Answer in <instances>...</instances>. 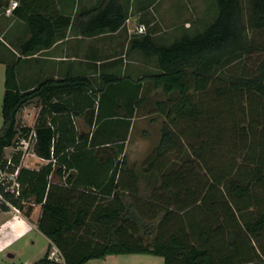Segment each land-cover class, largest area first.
<instances>
[{
  "label": "trees",
  "instance_id": "trees-1",
  "mask_svg": "<svg viewBox=\"0 0 264 264\" xmlns=\"http://www.w3.org/2000/svg\"><path fill=\"white\" fill-rule=\"evenodd\" d=\"M215 2L217 15L201 32L168 44L148 32L132 38L159 68L139 80L46 78L21 88L16 63L6 65L0 163L19 129H30L19 125L20 110L34 100L41 105L33 152L45 163L21 168L22 195L12 199L25 215L41 207L37 228L49 245L32 264L132 254L164 264H264V44L248 40L264 29V0ZM53 42L33 32L25 46ZM253 55L250 68L230 71ZM146 80L165 96L156 102L164 120L141 177L124 151ZM81 115L88 130L75 122ZM172 152L187 159L168 171L162 158Z\"/></svg>",
  "mask_w": 264,
  "mask_h": 264
},
{
  "label": "crops",
  "instance_id": "crops-1",
  "mask_svg": "<svg viewBox=\"0 0 264 264\" xmlns=\"http://www.w3.org/2000/svg\"><path fill=\"white\" fill-rule=\"evenodd\" d=\"M12 1L18 2L14 9H11ZM160 1L0 0V66L3 67V73L5 75L7 64L16 63L17 80L21 88H30L46 78L65 80L86 77L91 82L97 83L102 76L110 74L129 76L135 80L156 74L159 72L156 59L147 58L131 45L132 38L142 34L130 35L127 29H134L140 24H144L146 29L198 28L206 19V14L203 15V12L208 13L207 9L213 0H188V4L182 8L177 7L174 2L158 5ZM8 9H11L10 12ZM105 9L108 10L105 12ZM120 16L125 18L121 26L117 30H109L111 29L109 25ZM127 19H129L128 25ZM96 31L100 33L91 35ZM33 32H38V38L41 40L53 36V44L36 49L31 48V45L25 46ZM149 34L156 42L163 43L157 40L156 31ZM0 71L2 73V69ZM149 85L150 88L162 92L161 89L154 88L148 80L144 81L141 92L144 101L136 114L143 107L149 106L143 95L150 90ZM157 101L153 102L155 106ZM32 103L24 108L27 110ZM19 114L20 112L18 116ZM23 117L26 119L27 113ZM134 117L128 137L134 127ZM77 121L87 126L82 115L75 119L78 126ZM3 211L13 215L14 219L3 221L1 226H10L14 236L19 237L28 233L30 229L28 220L38 230L37 221L41 207L34 217L31 212L29 215L23 212L22 216H15L8 210L0 209V212ZM32 218L35 221H32ZM47 241L49 245V240ZM9 256L14 258L15 254L10 252ZM58 256L59 254L56 253L55 257ZM151 256L153 255H113L104 259L89 260L85 264L92 261L100 262L98 264L156 262Z\"/></svg>",
  "mask_w": 264,
  "mask_h": 264
},
{
  "label": "rangeland",
  "instance_id": "rangeland-1",
  "mask_svg": "<svg viewBox=\"0 0 264 264\" xmlns=\"http://www.w3.org/2000/svg\"><path fill=\"white\" fill-rule=\"evenodd\" d=\"M212 1V0H211ZM175 3L177 7L182 8L186 4H188V0H161L158 5H163L167 3ZM157 7V6H156ZM214 8V9H213ZM217 4L215 0L210 2L209 7L207 9L208 13L203 12V15L206 14L203 23L200 24V27L194 29H146V33L156 31L157 32V40L163 42V44H168L183 34H196L198 32L203 31L210 22L217 15ZM134 35V34H133ZM248 40L251 44H264V29L262 30H252L248 34ZM258 56L253 55L251 57L246 58L243 62H236L231 68L230 71L237 73L241 70L242 67L250 68L252 66L253 61L257 59ZM154 67L157 68L154 64ZM2 73L0 71V128L2 127V116H1V105L4 93V73L3 67ZM150 88V85H149ZM148 101L149 106H145L142 110L135 115L133 119L134 127L130 132V135L125 144V155L127 160V166L133 168L137 174L141 177L144 174L143 169L145 167L146 161L149 159L152 150L156 147L159 142L160 137V128L163 123V117L158 113L157 107L153 103L156 100L164 99V94L159 92V90H155L150 88V90L146 91L143 94ZM24 108V107H23ZM20 110L19 114V125L21 127H33L34 123L38 117L41 105L38 100H34L33 103L28 106L27 110ZM27 113L28 117L25 119L23 115ZM78 123V121H77ZM83 123V122H82ZM80 129L88 130L87 126L84 124L78 123ZM187 159L186 152L184 153H170L166 154L162 159L166 163V168L168 171L176 170L182 164L183 159ZM45 160L37 157L35 154L30 156L25 162L26 167L29 168H39V166L43 165ZM145 181L141 180L139 186L141 189H144ZM146 193V192H145ZM31 214L33 213V217L38 213L39 206H32ZM202 209L196 207L190 215L198 213V211ZM14 219L13 215L0 212V264H23L27 262H33L35 260L40 259L46 247L48 246V241L45 236L38 231L33 225L30 224L28 220L30 229L26 235L23 236H14L13 232L10 230V226L2 225L3 221L8 220L12 221ZM32 221L35 219L32 218ZM9 225V223H8ZM12 252L15 254V257L12 258L9 256V253ZM151 258L155 259L156 262L142 264H163V258L160 256H151ZM100 262L92 261L88 264H98Z\"/></svg>",
  "mask_w": 264,
  "mask_h": 264
},
{
  "label": "built area",
  "instance_id": "built-area-1",
  "mask_svg": "<svg viewBox=\"0 0 264 264\" xmlns=\"http://www.w3.org/2000/svg\"><path fill=\"white\" fill-rule=\"evenodd\" d=\"M17 5V1H12L11 9H14ZM11 9H8V12ZM126 22L128 25L129 19ZM127 30L130 35L145 34L146 26L140 24L134 29L129 28ZM36 141L37 133L33 127H30L29 130L19 129L13 143L5 147L2 163H0V209L8 210L15 216H22L23 214L21 207L12 201V199H18L22 195L23 186L19 180L20 170L26 167L25 162L27 159L34 155L33 148Z\"/></svg>",
  "mask_w": 264,
  "mask_h": 264
}]
</instances>
